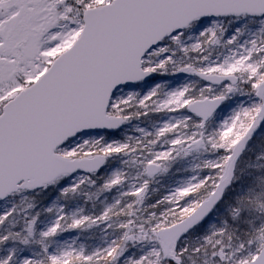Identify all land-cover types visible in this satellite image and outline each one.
<instances>
[{"label":"snow or ice","instance_id":"snow-or-ice-1","mask_svg":"<svg viewBox=\"0 0 264 264\" xmlns=\"http://www.w3.org/2000/svg\"><path fill=\"white\" fill-rule=\"evenodd\" d=\"M0 264H264V0H0Z\"/></svg>","mask_w":264,"mask_h":264}]
</instances>
